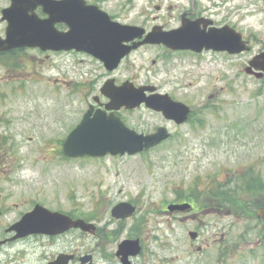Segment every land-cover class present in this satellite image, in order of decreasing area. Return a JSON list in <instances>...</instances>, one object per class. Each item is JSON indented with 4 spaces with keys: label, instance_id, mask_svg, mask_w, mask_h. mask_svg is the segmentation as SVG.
Returning <instances> with one entry per match:
<instances>
[{
    "label": "rangeland",
    "instance_id": "rangeland-1",
    "mask_svg": "<svg viewBox=\"0 0 264 264\" xmlns=\"http://www.w3.org/2000/svg\"><path fill=\"white\" fill-rule=\"evenodd\" d=\"M88 1L122 24L147 30L156 25L164 30L179 27L183 11H191L193 1L206 6L210 1L223 4L217 19L242 32L251 50L232 58L167 55L162 47L138 50L114 76L121 81L130 79L137 86L159 85L160 92L190 105L194 120L179 130L177 141L170 146L134 157L76 162L56 153L61 148L56 141L65 138L86 109L74 82L91 69L97 71L94 75H104L99 63L74 54L53 53L46 58L39 50L13 55L18 59L15 68L4 63H12V59L1 58L0 192L17 202L26 191L53 189L64 200L67 188L72 187L78 204L90 211L105 195L111 207L130 201L146 206L173 199L178 185L193 191L199 188L198 192L207 196L214 184L235 200L231 204L223 196V212L201 215L208 242L204 254L195 252L198 260L211 264L234 257L231 264H264V223L257 217L258 210L264 208V81L244 72L249 60L264 50V0ZM230 7L241 9L231 15ZM123 116L129 126L139 130L161 124L151 111ZM198 118L200 125L196 124ZM139 119L143 121L140 127L134 124ZM254 180L259 192L251 197L247 192L255 187ZM226 209L232 210L228 214ZM150 217L153 221L164 219ZM106 218H110L107 213ZM223 235L224 242L218 244ZM197 245L190 248L196 250ZM171 251L173 254L169 249L166 252L184 257L188 248L180 239Z\"/></svg>",
    "mask_w": 264,
    "mask_h": 264
},
{
    "label": "flooded vegetation",
    "instance_id": "flooded-vegetation-1",
    "mask_svg": "<svg viewBox=\"0 0 264 264\" xmlns=\"http://www.w3.org/2000/svg\"><path fill=\"white\" fill-rule=\"evenodd\" d=\"M210 3L209 6H206L201 5L198 1H193L192 10L183 11V14H186V17L192 21L203 19L204 23L201 30L208 31L210 28H220L223 24L217 19V16L222 14V10H218L222 5H217L213 1H210ZM10 6L11 0H0V37L2 38L5 37L8 25L7 22L3 21V12ZM238 11V7H231L228 13L233 15ZM36 12L42 15V8H38ZM206 21L210 23L209 28L204 27ZM246 40L250 43L248 39ZM163 49L167 55L182 53L195 58H199L204 54L223 55L227 58L236 57L213 50L196 53ZM21 51L23 50L0 52V58L9 59ZM43 53L46 58L53 54L52 52ZM56 54L61 55L62 53ZM63 54H74L82 56L84 59L94 60L87 54L75 51ZM99 65L102 67L101 64ZM94 74V70H88L86 76H81V80L74 82L77 89L80 90L79 96L86 108L83 114L91 109L92 116L97 111L106 112L108 99L102 93V88L114 73L106 74V70H104L102 76ZM111 78L115 80L116 85L123 82L116 76ZM262 81H264V78ZM157 88L160 89L159 86ZM128 113L131 112L122 110L119 115ZM156 114L160 117L161 122L158 126L144 130L131 128L138 133L148 135L157 132L160 126L168 127L170 138L161 145L177 141L175 138L179 137V130L186 124L179 126L173 121H167L160 113ZM191 116L189 120L192 119ZM142 122L139 119L134 124ZM60 144H62V141H60ZM190 184L195 185L193 181ZM211 186L214 187V184H211ZM178 187L174 190L175 197L162 204L144 206L140 205V201H130L134 209L124 219L112 218L111 206L107 205L106 202L103 205L93 204L91 210L86 211L83 205L78 204L77 196L72 192V187L67 188L66 199L64 200L53 189L50 191L45 189L26 191V195L17 202H11V195L5 196L0 192V264H203L201 260H198L199 256L197 255L204 254V245L208 242V239L203 233V228L207 225H204L201 215H214L215 212H223L222 198L204 196L198 192L199 188L193 191L185 189L181 185H178ZM182 205H188V208L176 207ZM229 210L232 209H226L225 211L229 214ZM93 211H101L102 214L92 217L93 214L89 213ZM54 213L61 214L73 223L82 219L95 227L90 228V232L70 227L64 232L58 233L56 225L65 222L66 219L51 215ZM106 213L110 216L109 219L106 218ZM150 214L153 216L160 215L164 219L153 221L150 219ZM88 217L91 218L88 219ZM23 220L26 224H24L25 228L22 230V228H19V224ZM47 222L50 225L48 234L41 232L38 228L34 230L31 228V226L40 227L39 225ZM165 229L168 232H165ZM167 236H169V239H166ZM180 239L185 242L188 248V251L185 252L186 255L175 258L173 255L167 254L168 249L170 254H173L171 249H173L174 243ZM84 241H87V243L81 244ZM223 242L224 235L218 241V244ZM196 244H198L195 247L196 250H192L190 247ZM207 247L210 255L209 250L212 249V245H207ZM195 252L198 254H195ZM228 255H231V253ZM216 257L210 256V259L217 260ZM230 261H235V258L233 257L231 260L224 259L219 262L213 261L211 264H231Z\"/></svg>",
    "mask_w": 264,
    "mask_h": 264
},
{
    "label": "water",
    "instance_id": "water-1",
    "mask_svg": "<svg viewBox=\"0 0 264 264\" xmlns=\"http://www.w3.org/2000/svg\"><path fill=\"white\" fill-rule=\"evenodd\" d=\"M39 6L43 7L48 18L41 19L35 13ZM3 20H7L9 25L6 39L0 38V51L25 47L40 48L43 51L76 50L101 60L109 71L115 70L125 56L144 44H164L174 50L196 52L212 49L230 54L250 50L247 42L243 40L242 33L230 26L205 32L200 30L203 21L191 22L185 18L181 29L168 33L157 26L146 35L144 41L134 42L129 46L127 43L143 38L146 30L114 22L107 13L96 6L87 5L85 0H12V6L5 10ZM60 23L66 24L69 30L59 31L56 25ZM245 72L258 79L264 77V51L249 62ZM147 90L155 89L135 88L129 82L115 88L113 81H110L106 84V96L111 101L106 108L134 109L145 103L148 108L162 111L168 119L175 120L178 124L188 119L190 108L185 104L175 102L167 95L146 97ZM166 131L165 128H160L156 134L144 136L128 128L114 112L110 115L107 112H97L92 118L90 111L68 135L63 145V153L70 158H102L108 154L136 155L166 140L169 136ZM132 212L130 205L120 204L113 210V215L116 218H125ZM258 217L264 221L263 208L258 211ZM24 224L25 220L19 224V228L23 230ZM39 226L31 228L49 233V223ZM71 226L89 230L82 220L73 224L67 220L66 223L56 225L57 232H64Z\"/></svg>",
    "mask_w": 264,
    "mask_h": 264
},
{
    "label": "trees",
    "instance_id": "trees-1",
    "mask_svg": "<svg viewBox=\"0 0 264 264\" xmlns=\"http://www.w3.org/2000/svg\"><path fill=\"white\" fill-rule=\"evenodd\" d=\"M241 180H243L244 181V179H241ZM255 181V180H254ZM248 182H250V183H252V181L251 180H249ZM256 182V181H255ZM257 184H259L258 182H256L255 183V187H253L249 192H247L251 197H252V194L253 195H257V193L259 192L258 191V188L256 187V185ZM260 191H261V189H260ZM219 194L223 197L224 196V198H226V196L229 198V200H231V194L230 193H224L222 190H220L219 191ZM224 198H223V200H224ZM226 200V199H225ZM238 202H240V201H238ZM242 205H243V207L245 206L246 208H247V206H246V203H244V202H242ZM246 211H249V210H246Z\"/></svg>",
    "mask_w": 264,
    "mask_h": 264
}]
</instances>
